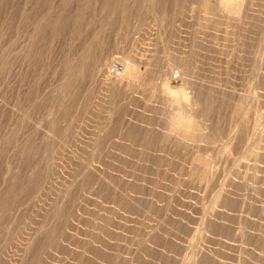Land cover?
Returning <instances> with one entry per match:
<instances>
[{"label":"rangeland","instance_id":"rangeland-1","mask_svg":"<svg viewBox=\"0 0 264 264\" xmlns=\"http://www.w3.org/2000/svg\"><path fill=\"white\" fill-rule=\"evenodd\" d=\"M226 1L0 0V264H264V0Z\"/></svg>","mask_w":264,"mask_h":264},{"label":"bare ground","instance_id":"bare-ground-1","mask_svg":"<svg viewBox=\"0 0 264 264\" xmlns=\"http://www.w3.org/2000/svg\"><path fill=\"white\" fill-rule=\"evenodd\" d=\"M229 2V1H228ZM227 3V1L226 0H223V2H222V4L223 5H227L226 4ZM229 4H230V2H229ZM233 6V5H232ZM231 6V7H232ZM236 6V5H235ZM223 7V6H222ZM233 8V7H232ZM231 8V9H232ZM234 8H236V7H234ZM240 8V7H239ZM205 9H207V6H205ZM230 9V8H229ZM230 9V11L232 12V10ZM237 9V8H236ZM227 10H228V8H227ZM234 11V10H233ZM204 12V11H203ZM107 60V59H106ZM185 60V59H184ZM182 62V64H183V61H181ZM126 63V62H125ZM171 63V62H170ZM170 63H169V65H170ZM138 63H129L125 68V71H124V74H122L123 76L121 77V79L119 78V80L117 81V83H116V87L118 86V87H122L124 84L126 85V86H130V85H134V84H136L137 82H139V80L140 79H142L141 78V72H140V70H139V67H138V65H137ZM187 64V63H186ZM105 65V64H104ZM172 65V64H171ZM170 67V66H169ZM141 84V83H140ZM163 91V90H162ZM163 92H165V93H167L168 92V90L167 89H165L164 88V91ZM164 93V94H165ZM184 97V96H183ZM176 99V98H175ZM174 99V100H175ZM186 99V98H185ZM185 99H183L184 101H185ZM178 100H181V99H179L178 98ZM176 101V100H175ZM189 101V100H188ZM179 102H181V101H179ZM178 101L177 102H175V103H179ZM186 102H187V100H186ZM174 104V103H173ZM182 104V103H181ZM189 104V103H188ZM176 113V112H175ZM174 114V113H173ZM185 114V113H184ZM187 116V115H186ZM190 119V118H189ZM170 125H171V127H170V131H172V132H177L178 131V133L177 134H180V132H187V131H189V130H194V128H195V126H194V123L191 121V120H187V118L180 112V114L178 113V114H175V115H173V117L171 118V120H170ZM170 125H168V126H170ZM196 131V130H195ZM173 135H175V134H173ZM189 137V136H188Z\"/></svg>","mask_w":264,"mask_h":264},{"label":"built area","instance_id":"built-area-1","mask_svg":"<svg viewBox=\"0 0 264 264\" xmlns=\"http://www.w3.org/2000/svg\"><path fill=\"white\" fill-rule=\"evenodd\" d=\"M125 63L122 60H116L111 66H109L107 70V74L109 77H115L122 73L125 69Z\"/></svg>","mask_w":264,"mask_h":264}]
</instances>
